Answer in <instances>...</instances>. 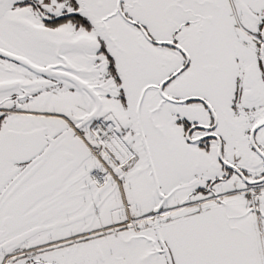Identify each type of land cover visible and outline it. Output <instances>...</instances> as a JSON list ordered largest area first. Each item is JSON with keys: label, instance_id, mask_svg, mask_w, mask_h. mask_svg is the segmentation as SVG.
Masks as SVG:
<instances>
[{"label": "flooded vegetation", "instance_id": "af4514ba", "mask_svg": "<svg viewBox=\"0 0 264 264\" xmlns=\"http://www.w3.org/2000/svg\"><path fill=\"white\" fill-rule=\"evenodd\" d=\"M153 2L13 0L10 20L0 19V31L9 32L12 13L43 29L98 39L97 49L81 55L91 79L74 105L78 119L49 111L45 95L24 105L42 93L33 87L28 94L26 87L0 103V133L44 109L64 117L90 152V140L100 145L93 131L98 120L127 147L125 160L104 152L111 175L101 193L91 152L69 176L77 177L75 188L58 216L22 220L42 224L4 227L8 203L21 192L11 195L10 187L0 199V264H44L37 256L57 258L48 264H65L67 256L75 264H264V0H173L165 20ZM114 24L139 39L123 58L100 34ZM18 56L0 36V67L21 63ZM51 81L56 90L63 87L56 77ZM163 117L171 129L161 125ZM154 127L157 138L149 133ZM172 161L173 180L165 171ZM91 165L95 186L88 189L80 173ZM132 175L135 188L126 190L123 182ZM56 223L61 240L52 242L51 231L43 230L3 255L6 242ZM40 235L44 242L34 246ZM86 251L91 257L85 263Z\"/></svg>", "mask_w": 264, "mask_h": 264}, {"label": "rangeland", "instance_id": "374dc122", "mask_svg": "<svg viewBox=\"0 0 264 264\" xmlns=\"http://www.w3.org/2000/svg\"><path fill=\"white\" fill-rule=\"evenodd\" d=\"M153 1L152 4L156 5L160 19L165 20L171 17L173 13V0ZM12 2L13 0H0V19L7 18L10 20V15L6 13H10L9 10ZM94 4L97 6L99 3L94 2L93 6ZM170 4L172 5L170 6ZM89 7H91V4H89ZM138 11H140V8H138ZM11 15V21H8V24L5 25L7 28L12 25L9 32L0 31V36L1 40L9 41V44L13 45V49L20 55L18 57L21 59V63H9L0 67V103H5L8 94L14 91L22 92L27 87L28 94H33L32 88L39 87L37 91L42 90V93L36 94L37 96L32 100L22 101L24 105L27 102L33 104L36 101H41V97L45 95V98H47L46 107L49 111L64 113L72 119H78V116L81 114L76 112L74 105L75 103H80L79 98H77L80 97L78 93L81 91L85 94V88L87 87L85 82L89 83L91 79L90 65L81 59V55H89L97 49L98 39L90 35H84L82 32L66 29L60 31L43 29L37 26V20L33 22L27 19H15L12 13ZM119 27L124 28L125 26L114 24L109 27L108 32H100V34L110 46H114V53L123 58L124 53L131 48V45L136 48L138 47L139 39L130 32L121 31ZM85 42L91 43L90 46L85 44ZM129 60L132 61L131 57ZM53 62L59 63L58 66H54ZM8 68L11 70H8ZM63 75H66L65 80L60 78ZM52 77H56L61 82L63 87L60 90H56L54 83L50 82V78ZM84 94L83 96L86 95ZM99 115L95 114V116ZM161 125L168 130L171 129L170 119L163 117ZM155 131L154 127V130H149V133L152 137L157 138L158 133ZM163 133H165V129H163ZM122 147L119 152V158L125 160L127 155L124 152V146ZM165 171L172 174L171 180H173V161L169 162ZM132 180H135L133 175L132 178H127L123 182L126 190H133L135 188V181L133 182ZM157 181L160 185L159 179ZM43 236L40 235L34 239L32 244L38 246L43 243ZM90 257L91 255L86 251V254H83L81 259L86 263ZM36 259H41L44 264H48L54 258L53 256H37ZM56 259L54 260L57 262ZM74 262L73 256L65 258V264H75Z\"/></svg>", "mask_w": 264, "mask_h": 264}, {"label": "water", "instance_id": "95a60500", "mask_svg": "<svg viewBox=\"0 0 264 264\" xmlns=\"http://www.w3.org/2000/svg\"><path fill=\"white\" fill-rule=\"evenodd\" d=\"M89 143L97 146L94 141ZM90 154L87 144L69 127L64 117L47 115L44 109L38 114H24L14 122L13 128L4 127L0 133V199L10 187H13L11 195L21 191L8 203L4 227L16 223L20 230L31 223L42 224L41 220L58 216L60 203L75 188L77 177L69 181V176ZM64 157L69 160L66 162ZM94 169L95 165H91L80 173L90 182L88 189L95 186L90 177V171ZM63 186L69 187L60 193L58 190ZM109 186L110 182L101 186L98 193ZM43 199L46 200L44 204ZM33 207L34 210L28 213ZM37 213L44 217L22 224V220ZM60 228L61 224L56 223L21 233L3 245V255L43 230H50L52 242H57L61 240Z\"/></svg>", "mask_w": 264, "mask_h": 264}, {"label": "built area", "instance_id": "2783aa9c", "mask_svg": "<svg viewBox=\"0 0 264 264\" xmlns=\"http://www.w3.org/2000/svg\"><path fill=\"white\" fill-rule=\"evenodd\" d=\"M93 131L101 138L106 135L109 129L103 121H99L93 126ZM92 152L94 158L98 162H100L102 166V170L94 172V179L98 185H103L106 182L108 176L111 175V168L108 166V163L103 159L102 149H93Z\"/></svg>", "mask_w": 264, "mask_h": 264}, {"label": "bare ground", "instance_id": "6f19581e", "mask_svg": "<svg viewBox=\"0 0 264 264\" xmlns=\"http://www.w3.org/2000/svg\"><path fill=\"white\" fill-rule=\"evenodd\" d=\"M109 134L106 137L102 138V142L106 147H109L117 156H119V152L121 151L122 144L119 141L117 135L112 129V126L109 127Z\"/></svg>", "mask_w": 264, "mask_h": 264}]
</instances>
